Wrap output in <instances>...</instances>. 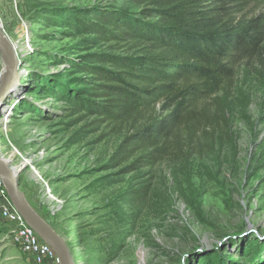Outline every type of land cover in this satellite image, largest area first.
Here are the masks:
<instances>
[{"label":"rangeland","instance_id":"1","mask_svg":"<svg viewBox=\"0 0 264 264\" xmlns=\"http://www.w3.org/2000/svg\"><path fill=\"white\" fill-rule=\"evenodd\" d=\"M147 7L0 0L1 32L21 47L20 80L0 107V154L20 171L33 209L74 249L76 264H208L212 254L213 263L220 255L229 264L264 262V68L237 67L226 122L195 135L181 130L168 158L131 173L112 158L140 126L101 123L62 99L64 87L96 93L91 54L139 52L76 21L117 10L141 16ZM4 69L0 52V78ZM210 100L199 104L213 115L218 106ZM2 222L0 264H32Z\"/></svg>","mask_w":264,"mask_h":264},{"label":"trees","instance_id":"2","mask_svg":"<svg viewBox=\"0 0 264 264\" xmlns=\"http://www.w3.org/2000/svg\"><path fill=\"white\" fill-rule=\"evenodd\" d=\"M138 1L148 4L141 16L97 12L92 22L76 24L104 42L139 52L91 54L87 72L95 79L96 93L61 90L75 113L87 112L101 123L140 126L112 158L114 167L127 162L122 173L168 158L181 130L195 135L201 126L210 129L219 119L226 122L225 101L237 67L253 63L264 68V0ZM218 93L222 95L213 97ZM207 99L218 106L217 113L211 115V105L199 104ZM146 118L148 124L142 125ZM213 258L204 259L208 264L234 263L222 255L214 263Z\"/></svg>","mask_w":264,"mask_h":264},{"label":"water","instance_id":"3","mask_svg":"<svg viewBox=\"0 0 264 264\" xmlns=\"http://www.w3.org/2000/svg\"><path fill=\"white\" fill-rule=\"evenodd\" d=\"M2 29V26H1ZM0 29V52L5 62V71L0 78V107L13 92L20 80L21 62L15 44ZM25 166V165H24ZM19 174L10 161L0 154V177L4 180L10 201L15 209L35 231L42 241L57 254L61 264H76L75 251L65 238L57 233L30 205L19 186Z\"/></svg>","mask_w":264,"mask_h":264},{"label":"built area","instance_id":"4","mask_svg":"<svg viewBox=\"0 0 264 264\" xmlns=\"http://www.w3.org/2000/svg\"><path fill=\"white\" fill-rule=\"evenodd\" d=\"M0 218L10 228L11 240L32 264H61L56 252L27 224L9 199L0 177Z\"/></svg>","mask_w":264,"mask_h":264},{"label":"bare ground","instance_id":"5","mask_svg":"<svg viewBox=\"0 0 264 264\" xmlns=\"http://www.w3.org/2000/svg\"><path fill=\"white\" fill-rule=\"evenodd\" d=\"M16 46V45H15ZM21 47L20 46H17L16 47V49L18 50V52L17 53H21V49H20ZM18 57H19V55H18ZM5 71V70H4ZM6 161H8V160H6ZM26 164V163H25ZM23 166H24V164H23ZM52 199V198H51ZM77 258H79V257H77Z\"/></svg>","mask_w":264,"mask_h":264},{"label":"crops","instance_id":"6","mask_svg":"<svg viewBox=\"0 0 264 264\" xmlns=\"http://www.w3.org/2000/svg\"><path fill=\"white\" fill-rule=\"evenodd\" d=\"M43 218V217H42ZM44 219V218H43ZM45 220V219H44ZM46 221V220H45ZM47 222V221H46ZM3 223V222H2ZM48 223V222H47ZM49 264H51V263H49Z\"/></svg>","mask_w":264,"mask_h":264}]
</instances>
